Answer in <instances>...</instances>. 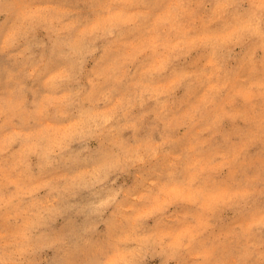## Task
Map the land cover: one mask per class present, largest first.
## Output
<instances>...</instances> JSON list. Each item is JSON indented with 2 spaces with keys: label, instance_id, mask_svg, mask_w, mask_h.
I'll return each mask as SVG.
<instances>
[{
  "label": "rangeland",
  "instance_id": "1",
  "mask_svg": "<svg viewBox=\"0 0 264 264\" xmlns=\"http://www.w3.org/2000/svg\"><path fill=\"white\" fill-rule=\"evenodd\" d=\"M229 4L126 0L105 14L116 27L101 35L92 0H4L0 217L23 225L36 205L32 212L51 209L49 225L90 223L80 195L59 191V177L74 174L67 166L40 174L45 151L71 140L129 157L108 176L119 204L97 229L118 234L136 264H264V47ZM41 10L59 22L36 23ZM17 30L23 39L12 45ZM25 46L31 61L17 55ZM70 92L79 96L67 103ZM57 108L67 113L60 120ZM115 110L129 122L113 119ZM97 114L100 135H71L78 120L98 125ZM123 252L111 264H128Z\"/></svg>",
  "mask_w": 264,
  "mask_h": 264
},
{
  "label": "clouds",
  "instance_id": "2",
  "mask_svg": "<svg viewBox=\"0 0 264 264\" xmlns=\"http://www.w3.org/2000/svg\"><path fill=\"white\" fill-rule=\"evenodd\" d=\"M95 7L101 11L98 15L101 16L99 22L95 25V32L101 35H111L110 29L116 27L113 23V18L106 13L117 5H124L126 0H92ZM4 0H0V4ZM247 5V7H246ZM229 6L234 10V22L237 24L246 25V34L257 37L261 42V47H264V0H230ZM38 19L35 21L38 24H46L52 26V20L56 19L59 22V17H55L47 10H41L37 14ZM91 33H89L90 35ZM17 39H23V34L19 30L10 33L8 41L14 45ZM7 44V41H5ZM5 44H0L2 49ZM8 45V46H12ZM17 55L23 57L26 61L33 59V54L30 49L25 46L22 51H18ZM54 55V54H53ZM41 62L34 64L30 75L39 74ZM47 84V81H45ZM79 96V92H70L63 99L67 103L74 102V98ZM87 99V97H85ZM82 103L83 101H75ZM39 115V113H37ZM45 115H47L45 113ZM61 108H57L55 119L66 116ZM97 118L100 123L87 125L83 120H78L74 126L71 135L73 137L83 134L100 135L104 129L105 121L102 120L99 114ZM113 119H122L126 123L129 122V112L127 110L120 114V110H115L112 113ZM143 119V117L135 118V120ZM132 120V123L135 122ZM111 131V129H109ZM264 133V128L261 129ZM40 137H37L39 139ZM62 146L59 151L54 154L45 151V156L42 157L43 163L39 165L40 174L44 173L46 168L52 167L53 164L60 166L66 171L74 173L71 176H60V180H64L61 192L69 193V195H80L78 203L86 207V212L91 221L87 225H79L65 223L61 227L55 224L49 225L45 216L46 212L51 211L50 208H41L38 211L32 212L30 209L36 205H30L26 223L10 224L0 217V264H111V257L114 253L121 251L128 257V264H136V251H129L118 234L113 232H100L97 229L98 223H103L104 213L113 205H118L119 202L115 199L120 195L118 191L110 187L108 176L117 169H122L127 165L129 157L120 155L110 149L101 148L99 150L87 149L85 145L78 144L72 146V141L67 143L61 142ZM55 156L58 159H47V156ZM80 169H90L88 172H82ZM90 177V182H85L84 177ZM29 180L35 177L29 176ZM51 183V182H50ZM114 183V182H112ZM90 189L82 195L72 191L74 188ZM7 186L0 185V199L6 193ZM10 201L4 200V205ZM18 207V205L13 206ZM44 252H49L50 255L41 257Z\"/></svg>",
  "mask_w": 264,
  "mask_h": 264
}]
</instances>
